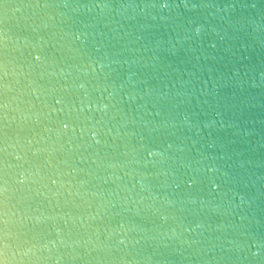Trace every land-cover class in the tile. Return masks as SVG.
I'll list each match as a JSON object with an SVG mask.
<instances>
[{"label": "clouds", "instance_id": "1", "mask_svg": "<svg viewBox=\"0 0 264 264\" xmlns=\"http://www.w3.org/2000/svg\"><path fill=\"white\" fill-rule=\"evenodd\" d=\"M253 53L264 0H0V264H264Z\"/></svg>", "mask_w": 264, "mask_h": 264}, {"label": "water", "instance_id": "2", "mask_svg": "<svg viewBox=\"0 0 264 264\" xmlns=\"http://www.w3.org/2000/svg\"><path fill=\"white\" fill-rule=\"evenodd\" d=\"M261 62H264V53H253L246 58L245 62L242 64V67L246 68L254 66ZM252 115L255 116V114Z\"/></svg>", "mask_w": 264, "mask_h": 264}]
</instances>
